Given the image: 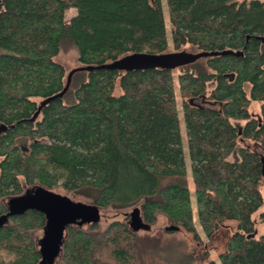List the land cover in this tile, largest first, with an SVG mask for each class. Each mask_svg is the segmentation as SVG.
<instances>
[{
  "label": "trees",
  "instance_id": "1",
  "mask_svg": "<svg viewBox=\"0 0 264 264\" xmlns=\"http://www.w3.org/2000/svg\"><path fill=\"white\" fill-rule=\"evenodd\" d=\"M166 4L180 62L122 71L113 63L124 55L168 50L162 0H0V125L7 126L0 130V218L11 199L62 186L98 208L141 200L145 223L164 214L197 236L184 123L204 231L213 236L237 222L222 264H264V235L255 236L253 220L264 204V0ZM69 9L77 12L68 21ZM188 45L196 52L187 53ZM69 46L87 68L57 96L70 73L57 57ZM200 52L210 54L189 57ZM20 138L29 139L27 149ZM47 221L35 207L3 220L0 264H43L35 234ZM83 225L67 226L64 264H147L130 222L113 221L101 234L98 222Z\"/></svg>",
  "mask_w": 264,
  "mask_h": 264
},
{
  "label": "rangeland",
  "instance_id": "2",
  "mask_svg": "<svg viewBox=\"0 0 264 264\" xmlns=\"http://www.w3.org/2000/svg\"><path fill=\"white\" fill-rule=\"evenodd\" d=\"M163 8L165 10L166 16V25L169 36V48L166 52L157 54L164 62V66L174 67L177 63L180 62L177 56L178 54L174 53L176 50L172 46L171 39V24L169 20V14L167 9L166 0H162ZM76 9H69L66 12V19L69 21L75 14ZM187 53L196 52V49L191 45L186 46ZM0 52H3L0 49ZM152 54L149 53H129L127 55L119 58L115 63L122 71H125L130 68H144L150 65ZM57 59L64 63L67 67L68 72L74 68L80 67L81 63L78 61V53L74 46H69L62 49L61 53L58 55ZM175 76L179 73L180 69H175ZM82 78H84V72H78L73 76L72 84H76ZM121 93L120 87V78L116 81L115 94ZM67 100H71L72 96L70 93H67ZM250 111L253 115H260L259 104L254 102L250 107ZM235 124L240 123L244 124V121H234ZM182 136L185 145V158L187 162V169L189 173V186L192 192L193 198V213L195 226L197 229V236L194 233L186 231L183 227L174 230H168V227L172 225L169 218L164 214H158L157 219L151 226L147 229L142 228L137 231V237L140 238V245L145 249V254L143 259L147 264H180L181 262L186 263L190 261L192 264H210L212 261L217 264H222L220 259V254L226 251L227 243L233 231L237 228V222L232 220L228 221L225 227H221L213 236H208L204 231L198 215V209L196 204L195 197V184L192 179L191 171V160L189 157L187 149V136L186 128L184 123L182 124ZM239 142L242 145L250 146L253 150L262 152L261 146L251 140L245 139L242 140L239 138ZM28 138L18 139V144L27 149L29 146ZM60 195H64L70 198L73 201H81L90 203L92 200L90 197L84 194H76L74 192H69L62 186H59L54 189H50ZM262 193L264 196V187L262 188ZM141 200L139 202L132 203L129 206L125 207H115L109 206L108 208H100V219L98 220V233H103L107 227L113 221H131V213L135 207H140ZM264 211V204L262 207L253 214V220L255 221V236L260 237L264 235V221L260 219V213ZM79 214V213H78ZM92 222L86 223L83 225L84 228H88ZM36 237L38 241L42 240L45 235L44 228L37 230ZM60 252L52 258V261L48 264H64L62 261V254Z\"/></svg>",
  "mask_w": 264,
  "mask_h": 264
},
{
  "label": "water",
  "instance_id": "3",
  "mask_svg": "<svg viewBox=\"0 0 264 264\" xmlns=\"http://www.w3.org/2000/svg\"><path fill=\"white\" fill-rule=\"evenodd\" d=\"M154 1V0H152ZM264 40V36L260 37ZM210 53L200 52L195 54H189L191 59H195L200 56H207ZM238 54H243V51H239ZM193 57V58H192ZM150 65H164V62L157 55H153L150 61ZM87 67H77L70 71L69 80L65 89L57 96H63L67 91L71 78L76 71L86 69ZM6 125H0V130L6 129ZM39 208L47 214V225L44 228L45 235L40 244L43 252V264H48L52 261V258L57 255L62 249L63 238L66 233L68 225L79 224L83 225L89 222H98L100 219V208L83 204L82 202H76L70 198L60 195L52 190L35 189L28 194L11 199L10 210L3 217L0 218V223L6 220L9 216L23 212L28 208ZM79 213V214H78ZM131 227L138 231L142 228H149L151 225L145 223L141 216V210L139 207H135L131 213ZM180 227L177 225H171L168 230H176Z\"/></svg>",
  "mask_w": 264,
  "mask_h": 264
},
{
  "label": "flooded vegetation",
  "instance_id": "4",
  "mask_svg": "<svg viewBox=\"0 0 264 264\" xmlns=\"http://www.w3.org/2000/svg\"><path fill=\"white\" fill-rule=\"evenodd\" d=\"M206 100H204V102H205Z\"/></svg>",
  "mask_w": 264,
  "mask_h": 264
}]
</instances>
